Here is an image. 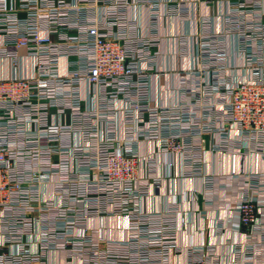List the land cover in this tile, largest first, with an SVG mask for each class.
<instances>
[{
    "label": "built area",
    "instance_id": "2783aa9c",
    "mask_svg": "<svg viewBox=\"0 0 264 264\" xmlns=\"http://www.w3.org/2000/svg\"><path fill=\"white\" fill-rule=\"evenodd\" d=\"M141 3L156 10L150 0H0V264H171L182 254L183 264H219L226 256L214 244L178 243L171 205L168 217L142 207L164 179L142 175L140 145L179 157L181 176L209 189L207 150L194 142L205 134L217 136L210 150L228 153V175L245 179L236 204L244 241L228 244L231 261L264 263V181L244 147L264 145L261 0H231L224 16L243 63L228 66L224 35L200 20L189 72L205 80H189L171 105L150 98L157 36H140L125 14ZM107 217L119 221L112 239ZM87 219L99 227L81 228Z\"/></svg>",
    "mask_w": 264,
    "mask_h": 264
},
{
    "label": "crops",
    "instance_id": "0c3cea01",
    "mask_svg": "<svg viewBox=\"0 0 264 264\" xmlns=\"http://www.w3.org/2000/svg\"><path fill=\"white\" fill-rule=\"evenodd\" d=\"M229 1L231 0H211L209 2L204 0H150L156 5L155 11H151L152 5L147 3H141L137 7H128L125 14L138 23V34L142 37L151 34L157 36L155 46L157 54L153 60L156 72L152 73L150 78V98L153 104L177 103L184 95L182 87L186 83L193 86L190 82L205 80L189 72L197 59L198 36L202 34L200 25L202 19H210L211 30L224 35L228 51V66L236 62L243 63L242 57H236L238 52L236 34H230L231 31L226 32L224 16L229 11ZM260 9L264 11V0H261ZM154 12L157 15L155 19H152ZM7 69L6 66L5 72ZM239 74H242V70ZM189 80L192 81L189 82ZM86 107L88 103L83 106V108ZM55 116L56 121H63L61 116ZM216 138L215 135L205 134L194 141L199 145V150H207L203 168L205 172L214 175V183L209 189L203 188L201 178L192 177L190 179L181 176L179 157L159 153L155 145L142 143L138 149L141 158H144L140 164L142 175L164 179L163 187L153 190L143 201L142 207L146 209L145 211H154L156 215L163 213L168 217L165 212L171 205L174 210H171L173 220L170 219V221L175 223L176 239L180 245L214 244L215 252L226 256L219 264H258L259 258L252 256H243V260L237 263L231 261L228 244L244 241L242 236L237 234L239 222L236 204L242 196L241 187L245 179L243 175H228L230 170L228 153L210 150V144L215 142ZM245 146H247V168L256 174L260 181H264V145L259 151L251 148L248 142L244 144ZM149 155L154 159L153 168L147 166L145 160ZM258 178L257 181L261 183ZM50 194L49 186L48 195ZM261 214L264 217V206H262ZM181 216L187 220L185 226L180 225ZM217 222L220 223L221 229L214 232L210 228ZM80 225L81 228L97 229L99 227L98 221L94 220L89 224L88 219ZM117 227H119V221L109 217L105 219L104 226L101 225L108 239L115 236L114 230ZM120 234L124 237L123 231ZM120 236L118 238H121ZM258 237L260 238L258 241L264 243V236L258 235ZM185 259V254L173 256L171 264H183Z\"/></svg>",
    "mask_w": 264,
    "mask_h": 264
}]
</instances>
